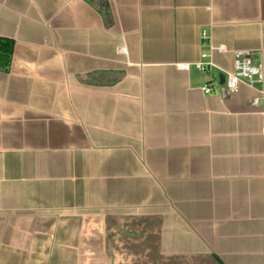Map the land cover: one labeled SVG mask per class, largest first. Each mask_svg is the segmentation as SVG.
Here are the masks:
<instances>
[{
  "label": "crops",
  "instance_id": "obj_1",
  "mask_svg": "<svg viewBox=\"0 0 264 264\" xmlns=\"http://www.w3.org/2000/svg\"><path fill=\"white\" fill-rule=\"evenodd\" d=\"M208 34L213 66L199 57ZM0 264H263L264 0H0Z\"/></svg>",
  "mask_w": 264,
  "mask_h": 264
},
{
  "label": "built area",
  "instance_id": "obj_2",
  "mask_svg": "<svg viewBox=\"0 0 264 264\" xmlns=\"http://www.w3.org/2000/svg\"><path fill=\"white\" fill-rule=\"evenodd\" d=\"M200 52L199 57L193 62H176L174 67L178 70L187 71L193 68L197 71H206L213 66L210 51L212 46L208 43V34L200 31ZM232 69L223 73V81L218 83L217 76L203 83L199 90L202 94L216 92L220 99L228 97L235 92L239 85H245L256 90L257 97L251 100L252 105H257L259 100H264V90L258 89L257 85L262 82L261 63L258 56L252 59L247 50H234L232 52Z\"/></svg>",
  "mask_w": 264,
  "mask_h": 264
},
{
  "label": "trees",
  "instance_id": "obj_3",
  "mask_svg": "<svg viewBox=\"0 0 264 264\" xmlns=\"http://www.w3.org/2000/svg\"><path fill=\"white\" fill-rule=\"evenodd\" d=\"M11 53H12V40L9 38L0 37V69L1 70H6V68L8 67Z\"/></svg>",
  "mask_w": 264,
  "mask_h": 264
},
{
  "label": "water",
  "instance_id": "obj_4",
  "mask_svg": "<svg viewBox=\"0 0 264 264\" xmlns=\"http://www.w3.org/2000/svg\"><path fill=\"white\" fill-rule=\"evenodd\" d=\"M217 81H218V83H221L223 81V74L217 75Z\"/></svg>",
  "mask_w": 264,
  "mask_h": 264
},
{
  "label": "rangeland",
  "instance_id": "obj_5",
  "mask_svg": "<svg viewBox=\"0 0 264 264\" xmlns=\"http://www.w3.org/2000/svg\"><path fill=\"white\" fill-rule=\"evenodd\" d=\"M214 79H215V76H214Z\"/></svg>",
  "mask_w": 264,
  "mask_h": 264
}]
</instances>
